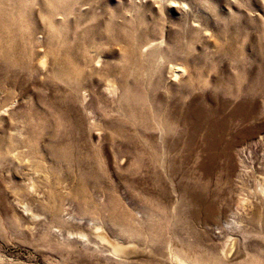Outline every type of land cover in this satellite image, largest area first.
Masks as SVG:
<instances>
[{
    "label": "rangeland",
    "instance_id": "1",
    "mask_svg": "<svg viewBox=\"0 0 264 264\" xmlns=\"http://www.w3.org/2000/svg\"><path fill=\"white\" fill-rule=\"evenodd\" d=\"M0 264H264V0H0Z\"/></svg>",
    "mask_w": 264,
    "mask_h": 264
}]
</instances>
